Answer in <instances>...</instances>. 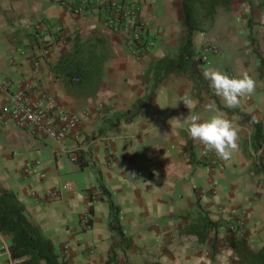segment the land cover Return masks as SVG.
<instances>
[{
    "label": "crops",
    "instance_id": "0c3cea01",
    "mask_svg": "<svg viewBox=\"0 0 264 264\" xmlns=\"http://www.w3.org/2000/svg\"><path fill=\"white\" fill-rule=\"evenodd\" d=\"M119 1L138 8L153 50L134 55L126 34L107 31L93 10L69 13L70 0H0V106L6 101L3 84H26L76 117L80 131L58 151L52 140L0 124V188L15 194L30 224L66 264H237L228 237L245 239L254 252L264 246V177L252 172L261 152L253 151V130L237 115L261 123L264 133L258 60L264 59V0L218 9L193 36L194 52L204 62L196 66L202 76L213 69L229 76L246 73L255 81L253 93L234 109L210 86L196 91L182 76L169 74L154 86L156 63L178 54L183 30L177 0ZM77 42L84 58L95 56L98 68L92 85L82 89L50 71ZM98 46L105 47L106 57L94 51ZM31 56L39 60L36 70ZM207 105L237 125V148L229 160L190 138L186 123L174 119L193 113L207 119L213 114ZM132 114L129 122L118 119ZM76 147L88 164L84 169L69 160ZM108 200L118 208L127 246L108 228ZM197 205L220 224L203 243L182 233L197 218ZM10 243L0 234V264L23 261H12Z\"/></svg>",
    "mask_w": 264,
    "mask_h": 264
},
{
    "label": "trees",
    "instance_id": "16d2710c",
    "mask_svg": "<svg viewBox=\"0 0 264 264\" xmlns=\"http://www.w3.org/2000/svg\"><path fill=\"white\" fill-rule=\"evenodd\" d=\"M235 1L244 2L246 0H177L183 30L178 54L174 59L164 58L156 63L154 86L158 85L167 75L174 74L192 81L196 91L209 88V81L204 79L196 70V66L204 65V62L201 58H197L194 52L193 36L195 33L203 31L204 24L213 20L218 9L227 10ZM261 7H263V4H260L256 9H252V15L255 14V10L261 9ZM251 25L252 21L250 19L248 26ZM258 60L259 71L264 73V59L258 56ZM93 63H96L95 56L89 54L84 58V50L81 44L77 42L72 51L61 56L56 64L50 68V71L55 76L64 77L72 88L82 89L92 85L93 77L98 71ZM227 113L234 114L236 112L227 111ZM237 115L243 123L248 124L253 130L251 136L253 151L255 153L261 152L260 157L253 163L252 172L254 175L264 177V133L262 124L251 117L238 113ZM132 117L133 114L130 117L118 119L129 122ZM77 159L76 164L80 169L88 166L87 163L83 162L80 154ZM102 194L107 195L104 190H102ZM108 208V228L120 237L121 244L127 246L128 243H125L123 232L118 225V208L109 200ZM197 208L199 211L197 218L182 233L196 236L198 242L203 243L210 232H216L220 224L211 222L199 205H197ZM0 234L11 238L8 250L12 261L23 260L20 264H66L65 257L56 253L52 242L41 233L39 228L30 224L25 215V207L15 194L1 188ZM214 246L215 244L211 245L212 249ZM226 246L232 249L237 264H264V246L259 251L254 252L245 239L236 236L228 237ZM110 263V261L107 262V264Z\"/></svg>",
    "mask_w": 264,
    "mask_h": 264
},
{
    "label": "built area",
    "instance_id": "2783aa9c",
    "mask_svg": "<svg viewBox=\"0 0 264 264\" xmlns=\"http://www.w3.org/2000/svg\"><path fill=\"white\" fill-rule=\"evenodd\" d=\"M66 10L75 16L95 11L107 31L127 35L128 49L134 55L141 56L155 48V41L143 36V24L138 19L139 10L133 4L119 0H70ZM30 64L35 70L40 67L35 56L30 57ZM2 90L6 93V101L0 106V124L13 123L18 129L30 132L39 139L52 140L58 144V151L66 150L63 145L66 139L79 137L78 119L54 104L44 91L34 90L26 84H3ZM78 147L77 151L72 150L68 154L73 163L78 160ZM84 149L87 150L88 145H84ZM89 220V215H85V225ZM66 249L67 245L64 246Z\"/></svg>",
    "mask_w": 264,
    "mask_h": 264
},
{
    "label": "clouds",
    "instance_id": "9594fccd",
    "mask_svg": "<svg viewBox=\"0 0 264 264\" xmlns=\"http://www.w3.org/2000/svg\"><path fill=\"white\" fill-rule=\"evenodd\" d=\"M209 81L214 94L220 97L228 109L238 108L241 99L253 93L255 81L246 73L229 76L222 71L208 69L203 73ZM191 105V100L187 101ZM206 109L213 113L207 119H202L199 113L187 115L182 120L186 123V131L190 138L200 142L224 160L231 159L237 148L238 128L232 121L215 111V105H207Z\"/></svg>",
    "mask_w": 264,
    "mask_h": 264
},
{
    "label": "rangeland",
    "instance_id": "374dc122",
    "mask_svg": "<svg viewBox=\"0 0 264 264\" xmlns=\"http://www.w3.org/2000/svg\"><path fill=\"white\" fill-rule=\"evenodd\" d=\"M86 49H88V48H86ZM95 50V52L98 54H103L105 57H106V55H107V50L105 49V47L103 48L102 46H98L97 48H94ZM70 264H74L73 262H71Z\"/></svg>",
    "mask_w": 264,
    "mask_h": 264
}]
</instances>
